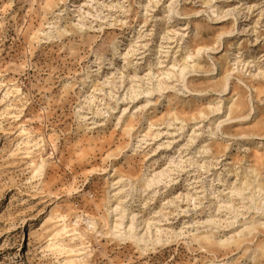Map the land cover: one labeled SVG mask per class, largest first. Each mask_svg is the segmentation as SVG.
<instances>
[{
  "label": "rangeland",
  "instance_id": "rangeland-1",
  "mask_svg": "<svg viewBox=\"0 0 264 264\" xmlns=\"http://www.w3.org/2000/svg\"><path fill=\"white\" fill-rule=\"evenodd\" d=\"M0 264H264V0H0Z\"/></svg>",
  "mask_w": 264,
  "mask_h": 264
},
{
  "label": "bare ground",
  "instance_id": "bare-ground-1",
  "mask_svg": "<svg viewBox=\"0 0 264 264\" xmlns=\"http://www.w3.org/2000/svg\"><path fill=\"white\" fill-rule=\"evenodd\" d=\"M7 94H9V90L7 91ZM24 133L25 134L27 133V135H29V133L25 129H23L20 134H24ZM29 137H31V136L29 135ZM31 142H32L31 139H28L27 141H23V143L26 145V148H29L30 147L29 145H30ZM34 145L35 146L38 145V142H35ZM43 168H44V159H42L41 163H37L36 164L37 171H40L41 172L43 170ZM58 217H60V220L57 223L55 222V223H53L52 226L47 227V229L50 228V229H48V230H50V233H49V236H50L49 237V246L56 247V248H58L57 250H59V249L60 250H66L67 252H71L74 256L75 255L76 256H80L79 255L80 249L74 248V246H71V244L69 242V241H71V240H73L75 238V233L74 234L73 233H70L71 231L73 232L74 229L73 228H72L73 230L72 229L71 230L68 229V226L69 225H67V223L65 221L66 220L65 215L62 214V215H59ZM49 219H52V218L50 217ZM59 222H62V223H59ZM47 223H49V222H47ZM76 235H77V233H76Z\"/></svg>",
  "mask_w": 264,
  "mask_h": 264
}]
</instances>
